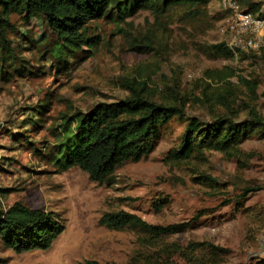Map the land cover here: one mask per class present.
Returning a JSON list of instances; mask_svg holds the SVG:
<instances>
[{
    "label": "rangeland",
    "instance_id": "obj_1",
    "mask_svg": "<svg viewBox=\"0 0 264 264\" xmlns=\"http://www.w3.org/2000/svg\"><path fill=\"white\" fill-rule=\"evenodd\" d=\"M234 1L256 4L264 15V0ZM194 9L172 7L158 16L138 9L117 21H91L96 48L64 61L48 53L55 38L44 18L11 17L15 72L5 75L0 58V209L20 202L54 211L65 227L46 250L15 253L0 244V264H193L198 257L211 264L200 249L205 244L223 250L217 264L264 258V137L252 134L228 152L169 157L188 117L209 120L213 112L240 121L256 111L264 120V27L257 49L227 57L212 45H225L229 8L208 0ZM124 79L144 81L184 115L160 128L150 153L118 167L110 185H97L77 167L58 171L48 150L61 116L121 99ZM117 210L149 224L189 226L142 241L130 229L98 224L104 212Z\"/></svg>",
    "mask_w": 264,
    "mask_h": 264
},
{
    "label": "trees",
    "instance_id": "obj_2",
    "mask_svg": "<svg viewBox=\"0 0 264 264\" xmlns=\"http://www.w3.org/2000/svg\"><path fill=\"white\" fill-rule=\"evenodd\" d=\"M208 0H0V58L5 75L15 72L14 51L8 34L14 25L13 15L28 23L31 18H44L55 41L48 49L53 58L76 56L78 52L92 53L99 42L92 33L89 22L98 19L117 21L130 16L138 9L150 10L160 15L172 7H186L198 13V6ZM241 11L256 13L259 6L243 4ZM212 47L224 56H232L223 43ZM6 65V70H3ZM20 70V69H19ZM18 72V69H16ZM2 76V75H1ZM125 95L113 102H99L85 112L74 111L63 115L53 131L55 143L49 151L51 161L58 171L77 167L97 185L113 183L114 171L126 162H136L150 153L160 135V128L172 117H182L183 108L155 92L144 81L124 79ZM42 104L40 108H44ZM33 113L40 114L35 109ZM244 120L233 115L210 112L209 120L188 117L179 145L169 152L175 162L201 155L206 150L228 152L246 137L256 134L264 137V120L250 111ZM205 178H207L205 176ZM155 209L161 204L155 202ZM98 224L113 230L130 229L142 241H159L167 236L185 231L189 222L168 225L149 224L134 213L123 210L104 212ZM64 223L54 211L32 209L14 202L0 209V244L15 253L46 250L64 231ZM199 245V244H197ZM204 245V244H203ZM196 249V245H192ZM211 264H217L223 250L211 244L200 248ZM198 257V256H197ZM206 262V261H205ZM204 262V263H205ZM73 264H111L87 259ZM193 264H203L201 257ZM256 264H264L261 258Z\"/></svg>",
    "mask_w": 264,
    "mask_h": 264
},
{
    "label": "built area",
    "instance_id": "obj_3",
    "mask_svg": "<svg viewBox=\"0 0 264 264\" xmlns=\"http://www.w3.org/2000/svg\"><path fill=\"white\" fill-rule=\"evenodd\" d=\"M222 4L230 10L223 29L228 36L225 46L232 52L257 49L261 44L264 15L241 11L234 0H222Z\"/></svg>",
    "mask_w": 264,
    "mask_h": 264
}]
</instances>
